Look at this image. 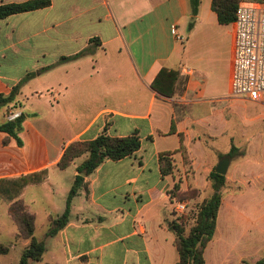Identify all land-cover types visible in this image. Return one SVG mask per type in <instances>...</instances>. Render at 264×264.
<instances>
[{
  "label": "crops",
  "instance_id": "0c3cea01",
  "mask_svg": "<svg viewBox=\"0 0 264 264\" xmlns=\"http://www.w3.org/2000/svg\"><path fill=\"white\" fill-rule=\"evenodd\" d=\"M28 1L33 0H0V5ZM212 1L201 0L192 28L188 0H51L47 8L0 20V95L33 75L17 97L22 107L0 114V123L12 112L27 116L22 148L14 142L5 146L0 133V179L48 170L46 182L28 186L21 196L35 216V234L36 196L51 200L41 229L66 210V204L62 210L52 202L58 196L67 202L83 161L58 168L71 143L93 140L105 130L112 137L137 136L141 143L132 156L107 161L86 178L68 224L54 237L43 235V259L30 264L177 263L170 230L176 180L162 176L159 154L179 149L182 135L191 175L181 191L192 188L199 200L208 199L202 196L213 194L209 176L233 144L231 107L248 102L231 97L235 27L219 24ZM84 51L87 55L42 71ZM162 69L178 74L171 98L152 89ZM175 159L176 175L183 176L188 168L181 156ZM232 162L205 264L256 263L264 257V244H231L251 232L236 204L241 195L236 175L229 174ZM68 172L69 183L60 188L56 180ZM0 206L9 214L8 202L1 200ZM28 243L20 240L22 249ZM17 248L12 245L0 257Z\"/></svg>",
  "mask_w": 264,
  "mask_h": 264
},
{
  "label": "trees",
  "instance_id": "16d2710c",
  "mask_svg": "<svg viewBox=\"0 0 264 264\" xmlns=\"http://www.w3.org/2000/svg\"><path fill=\"white\" fill-rule=\"evenodd\" d=\"M255 4L264 3V0H213L212 10L217 15L219 24H232L236 18V12L242 3ZM201 0H188L191 21L189 27L194 26L196 17L199 14ZM51 5V0H33L20 4L0 5V20L9 16L31 12ZM87 55V51L75 57L61 58L56 65L47 67L42 71H48L55 66L64 64L76 58ZM33 75H29L22 83L14 87L9 95H0V114L7 116L10 110L20 109L21 103L17 101L20 89ZM178 74L162 69L152 83V89L160 95L171 98L175 91ZM27 116L23 113L14 120H5L0 123V133L6 136L3 144L5 146L14 142L22 148L24 142L21 134L24 132V124ZM176 133L174 123L170 131ZM181 145L173 152H163L159 154V163L163 177H173L176 180L174 189L170 193L171 203L177 201L195 202V206L188 209V213L180 218L171 221L170 230L174 234V246L178 253L176 264H205V251L210 242L214 239L217 230V218L223 200V188L226 186V176H221L213 171L209 176L213 194L210 198L199 200L200 193L192 188L182 192L181 183L185 178L190 179L191 160L181 135ZM141 147L137 136L112 137L106 130L95 139L89 141H77L71 143L63 153L58 163L60 170H66L80 158L82 163L77 167V176L68 195L66 210L61 216L52 217L46 237H54L69 222L71 205L73 199L80 190L87 187L86 178L91 176L102 164L107 161H120L132 156ZM237 149L232 148L228 156ZM179 155L183 159V164L187 167V172L183 176L176 175V159ZM176 175V176H175ZM49 172L43 169L34 173L23 175L12 179H0V201L4 200L10 204L9 215L17 228L16 241L27 240L28 245L23 249L18 264H30L43 259L46 252L45 241L38 240L35 236V216L26 211L21 196L28 186H38L47 181ZM189 208V207H188ZM10 249L0 246V255L8 254ZM243 264H264V257L256 263L244 261Z\"/></svg>",
  "mask_w": 264,
  "mask_h": 264
},
{
  "label": "rangeland",
  "instance_id": "374dc122",
  "mask_svg": "<svg viewBox=\"0 0 264 264\" xmlns=\"http://www.w3.org/2000/svg\"><path fill=\"white\" fill-rule=\"evenodd\" d=\"M234 112H232V111ZM229 115L230 117V134L233 138V144L229 147L228 152L235 147L237 150L232 154V164L229 174H235L237 182L235 187L238 188L241 199L236 204L243 215L244 229L248 227L251 232L242 242L233 241L232 245H254L255 243L264 244V106L254 102L233 104ZM230 154V153H229ZM240 163L238 169L236 166ZM70 172L60 176L56 182L60 188L69 183ZM211 192V193H210ZM205 192L202 198L212 196V191ZM37 198L39 211L38 214V231L35 234L38 240L43 239L47 233L49 225L41 229L40 225L44 221V215L51 211V200H41ZM201 201V200H200ZM29 202V200L27 201ZM195 202L189 204V208L195 206ZM56 209H65V201L61 196L54 197L53 202ZM173 206V205H172ZM174 209V207H173ZM187 209V213L188 210ZM184 216V215H182ZM174 210L172 220L180 218ZM36 223V222H35ZM36 228V227H35ZM18 233L17 228L9 217L5 206H0V246L10 249L12 245L18 248L11 252L8 257H0V264H18L23 251L20 241L13 238V234ZM10 252V251H9ZM235 253H237L235 251ZM264 254V250L261 252Z\"/></svg>",
  "mask_w": 264,
  "mask_h": 264
},
{
  "label": "built area",
  "instance_id": "2783aa9c",
  "mask_svg": "<svg viewBox=\"0 0 264 264\" xmlns=\"http://www.w3.org/2000/svg\"><path fill=\"white\" fill-rule=\"evenodd\" d=\"M235 27L231 97L264 106V3L242 2L233 22ZM173 35L177 29L172 26ZM180 39V38H179ZM21 113L12 112L8 119L14 120ZM174 212L185 215L188 201L173 204Z\"/></svg>",
  "mask_w": 264,
  "mask_h": 264
},
{
  "label": "water",
  "instance_id": "95a60500",
  "mask_svg": "<svg viewBox=\"0 0 264 264\" xmlns=\"http://www.w3.org/2000/svg\"><path fill=\"white\" fill-rule=\"evenodd\" d=\"M231 162V158L230 157H225L224 159H222L220 161V163L218 164L215 172L221 176H226L227 172H228V168Z\"/></svg>",
  "mask_w": 264,
  "mask_h": 264
}]
</instances>
